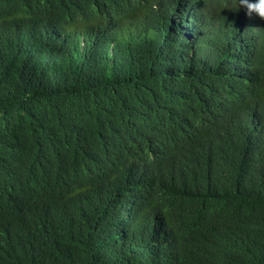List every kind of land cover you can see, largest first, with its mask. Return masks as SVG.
Here are the masks:
<instances>
[{"label":"trees","instance_id":"obj_1","mask_svg":"<svg viewBox=\"0 0 264 264\" xmlns=\"http://www.w3.org/2000/svg\"><path fill=\"white\" fill-rule=\"evenodd\" d=\"M238 3L0 0V264H264Z\"/></svg>","mask_w":264,"mask_h":264},{"label":"clouds","instance_id":"obj_2","mask_svg":"<svg viewBox=\"0 0 264 264\" xmlns=\"http://www.w3.org/2000/svg\"><path fill=\"white\" fill-rule=\"evenodd\" d=\"M240 10L249 17L264 19V0H239L236 11Z\"/></svg>","mask_w":264,"mask_h":264}]
</instances>
